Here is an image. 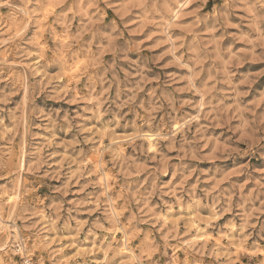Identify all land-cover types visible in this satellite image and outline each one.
<instances>
[{"label": "rangeland", "instance_id": "obj_1", "mask_svg": "<svg viewBox=\"0 0 264 264\" xmlns=\"http://www.w3.org/2000/svg\"><path fill=\"white\" fill-rule=\"evenodd\" d=\"M0 264H264V0H0Z\"/></svg>", "mask_w": 264, "mask_h": 264}]
</instances>
